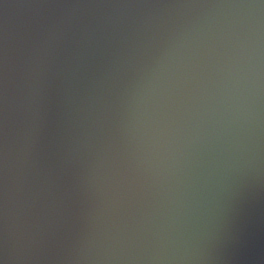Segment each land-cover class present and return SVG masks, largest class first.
Masks as SVG:
<instances>
[{
    "label": "water",
    "instance_id": "1",
    "mask_svg": "<svg viewBox=\"0 0 264 264\" xmlns=\"http://www.w3.org/2000/svg\"><path fill=\"white\" fill-rule=\"evenodd\" d=\"M0 264H264V0H0Z\"/></svg>",
    "mask_w": 264,
    "mask_h": 264
}]
</instances>
